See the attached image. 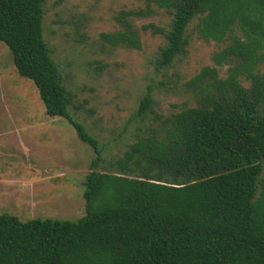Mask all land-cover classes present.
<instances>
[{"label": "trees", "instance_id": "16d2710c", "mask_svg": "<svg viewBox=\"0 0 264 264\" xmlns=\"http://www.w3.org/2000/svg\"><path fill=\"white\" fill-rule=\"evenodd\" d=\"M122 11L111 48L142 49L134 20L155 7L171 16L158 59L187 53L188 30L215 42V66L185 84L191 103L106 165L105 146L71 113L73 95L44 38L47 0H0V42L32 81L49 117L66 119L95 154L83 181L86 213L76 221L22 222L0 215V264H264V0H143ZM227 67V76L220 69ZM152 89L136 118L153 113Z\"/></svg>", "mask_w": 264, "mask_h": 264}, {"label": "rangeland", "instance_id": "374dc122", "mask_svg": "<svg viewBox=\"0 0 264 264\" xmlns=\"http://www.w3.org/2000/svg\"><path fill=\"white\" fill-rule=\"evenodd\" d=\"M145 6L143 0H47L44 6V38L73 95L71 113L105 146L106 165L134 142L139 128L156 125V115L167 116L192 105L185 84L202 68L215 66L213 56L219 50L215 42L198 37L195 20L188 30L187 53L171 67L160 69L158 59L166 38L142 29L148 24L169 28L171 16L156 7L153 16L134 20L141 50L102 43V33L119 29L120 12ZM220 72L226 77L227 67ZM149 88L153 113L141 122L136 114ZM4 134L12 141L21 140L28 153L26 159L9 156L0 146V173L21 179L29 169L34 171L30 180L35 182L28 185L35 205L16 207L0 201V215L22 222L83 217V181L90 172L93 149L78 138L66 119L46 114L37 87L17 73L11 51L0 42V135ZM3 141L0 137V145Z\"/></svg>", "mask_w": 264, "mask_h": 264}, {"label": "crops", "instance_id": "0c3cea01", "mask_svg": "<svg viewBox=\"0 0 264 264\" xmlns=\"http://www.w3.org/2000/svg\"><path fill=\"white\" fill-rule=\"evenodd\" d=\"M10 135L4 134L3 136L0 135L1 138H4L2 143V148L9 153V156L25 157V153H28L26 150V146L21 142V140L12 141L11 138L9 139ZM27 151V152H26ZM22 152V153H21ZM28 175H24L21 179H15L16 177H7L0 173V190L2 194L0 195V201L6 204H12L17 206H34L35 200L34 195L31 192V187L29 184H32L34 179L31 181L30 179L35 175L34 171L28 170ZM32 174V175H31ZM7 190L12 191L10 193H5ZM33 201V202H32Z\"/></svg>", "mask_w": 264, "mask_h": 264}]
</instances>
